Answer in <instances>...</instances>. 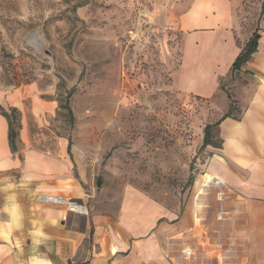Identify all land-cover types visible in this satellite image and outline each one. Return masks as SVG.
<instances>
[{
    "label": "crops",
    "instance_id": "crops-1",
    "mask_svg": "<svg viewBox=\"0 0 264 264\" xmlns=\"http://www.w3.org/2000/svg\"><path fill=\"white\" fill-rule=\"evenodd\" d=\"M178 25L179 90L226 99L218 120L228 93L237 107L206 147L192 204L133 186L107 198L71 134L41 142L57 100L16 88L4 99L17 109L14 146L0 110V264H264V15L257 50L235 71L254 31L237 30L233 0H191Z\"/></svg>",
    "mask_w": 264,
    "mask_h": 264
},
{
    "label": "rangeland",
    "instance_id": "rangeland-1",
    "mask_svg": "<svg viewBox=\"0 0 264 264\" xmlns=\"http://www.w3.org/2000/svg\"><path fill=\"white\" fill-rule=\"evenodd\" d=\"M190 1L0 0V104L20 87L56 99L41 142L71 134L107 198L133 186L189 206L205 176V128L227 104L177 86ZM233 1L237 30L253 32L264 0Z\"/></svg>",
    "mask_w": 264,
    "mask_h": 264
},
{
    "label": "trees",
    "instance_id": "trees-1",
    "mask_svg": "<svg viewBox=\"0 0 264 264\" xmlns=\"http://www.w3.org/2000/svg\"><path fill=\"white\" fill-rule=\"evenodd\" d=\"M260 33L258 31V29H256L250 40L248 41L246 47L243 49V51L238 55V57L236 58V60L233 63V70H238L241 68V66L243 64H245L247 61L250 60V58L252 57L253 53L257 50L258 47V41L260 38ZM224 88V86L222 87ZM71 93L68 94V98L70 96ZM228 97L230 99V108L228 110V112L226 114H224L218 121H216L215 123L209 124L206 126L205 128V134H204V140H203V145L202 148H206L208 145H217V143L212 142V129L216 128L222 119L231 116L234 111L237 109L236 105H235V101L232 98V95L230 93H228ZM66 107L69 111V114L71 115V119L74 120V116H73V112L72 109L69 105V102L66 103ZM0 110L1 112L7 116V118L9 119V124H10V141L12 146H14L15 143V139L17 136V127L18 122H17V109L16 108H12L11 112H8L2 105H0Z\"/></svg>",
    "mask_w": 264,
    "mask_h": 264
},
{
    "label": "water",
    "instance_id": "water-1",
    "mask_svg": "<svg viewBox=\"0 0 264 264\" xmlns=\"http://www.w3.org/2000/svg\"><path fill=\"white\" fill-rule=\"evenodd\" d=\"M97 185H98V186H101V185H102V179H101V177H99V178L97 179Z\"/></svg>",
    "mask_w": 264,
    "mask_h": 264
}]
</instances>
